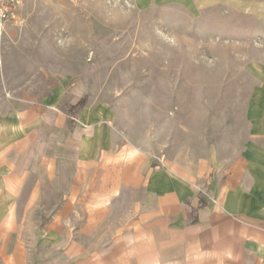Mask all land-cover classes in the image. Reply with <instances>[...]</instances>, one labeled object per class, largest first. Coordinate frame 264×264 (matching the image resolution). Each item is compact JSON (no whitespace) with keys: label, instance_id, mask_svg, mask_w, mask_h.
Here are the masks:
<instances>
[{"label":"rangeland","instance_id":"rangeland-1","mask_svg":"<svg viewBox=\"0 0 264 264\" xmlns=\"http://www.w3.org/2000/svg\"><path fill=\"white\" fill-rule=\"evenodd\" d=\"M20 18L0 24V136L41 161L28 181L43 192L22 188L17 211L35 256L64 245L61 227L93 231L48 180L89 160L93 128L153 169L218 168L264 102V0H22Z\"/></svg>","mask_w":264,"mask_h":264},{"label":"crops","instance_id":"crops-1","mask_svg":"<svg viewBox=\"0 0 264 264\" xmlns=\"http://www.w3.org/2000/svg\"><path fill=\"white\" fill-rule=\"evenodd\" d=\"M247 120L244 145L218 168L203 160L153 169L93 128L81 169L48 178L63 196L57 209L89 205L93 231L69 235L61 227L64 245L41 256L17 219L22 188L43 192V178L28 181L41 161L19 159L18 140L0 136V264H264V102L249 108Z\"/></svg>","mask_w":264,"mask_h":264},{"label":"built area","instance_id":"built-area-1","mask_svg":"<svg viewBox=\"0 0 264 264\" xmlns=\"http://www.w3.org/2000/svg\"><path fill=\"white\" fill-rule=\"evenodd\" d=\"M22 0H0V24L21 23L20 8Z\"/></svg>","mask_w":264,"mask_h":264},{"label":"trees","instance_id":"trees-1","mask_svg":"<svg viewBox=\"0 0 264 264\" xmlns=\"http://www.w3.org/2000/svg\"><path fill=\"white\" fill-rule=\"evenodd\" d=\"M82 101H79L77 104H76V107L80 106L82 103Z\"/></svg>","mask_w":264,"mask_h":264}]
</instances>
